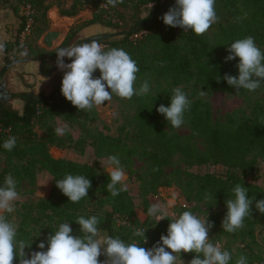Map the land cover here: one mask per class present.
I'll return each mask as SVG.
<instances>
[{
	"label": "trees",
	"instance_id": "1",
	"mask_svg": "<svg viewBox=\"0 0 264 264\" xmlns=\"http://www.w3.org/2000/svg\"><path fill=\"white\" fill-rule=\"evenodd\" d=\"M58 2L12 0L11 3V0H0L1 5L11 3V9L20 21L14 40L3 45L5 54H12L6 64L21 58L32 61L43 59V73L47 74L52 63L57 61L59 48L97 40L105 51L124 49L140 69L136 73L134 87L139 89L146 80L149 92L126 99L125 104L132 114L117 136L96 129L94 125L99 120L96 109L78 111L63 97L61 82L49 93L34 94L30 90L11 94V100L22 103L21 112L9 104H1L0 186L4 185L9 174L16 181L17 192L23 187L35 189L36 177L41 171L52 177L47 197L31 203H16L14 215L4 213L6 219L17 226V240H32L31 247L25 252L30 256L32 251H41L37 247L41 241L45 242L46 250L48 235L55 232L61 223H70L72 234L80 235L76 219L93 215L99 218L101 237L107 232L110 237L118 236L126 243L139 242L141 238L133 233L140 229L146 231L147 238V243L141 241L140 246L146 249L153 247L160 241L161 235L167 234L172 218L156 223L155 217L148 215L151 206L149 196H157L160 188L172 186L165 169L178 156L183 168L173 172L175 186L184 202L195 207L181 206L177 216L183 211L194 213L201 204L205 209V219L213 225L209 230V240L230 253L232 259L229 264H235L241 255L247 258L248 264L259 262L258 255L248 253L244 248L252 251L254 245L258 246L255 227L257 223L264 225V213L256 209L255 203L264 199V187L248 183L246 178L255 172L260 161H264V104L254 102L247 118L228 115L220 123L212 120L208 102L196 95L188 96L186 89L188 86L198 87L207 92L244 98L257 94L260 87L254 92L240 89L237 94V90L229 86L223 77L225 74L238 77L239 74L236 67L239 58L226 60L230 54L227 49L232 42L252 36L256 45L264 48V0H215L219 19L200 36L163 23L161 17L175 0H123L116 7H105L106 0H70L67 6ZM25 5L31 7L32 15L28 34L22 37L26 21L21 8ZM53 6L58 9L59 17H75L87 8L92 9V17L71 26L63 41L47 51L40 48L38 42L49 29L47 13ZM96 24L111 31L86 39L79 38L82 29ZM67 62L71 61L65 58ZM97 74L100 75L99 70L93 74L94 77ZM177 87L191 101L182 125L191 133L185 141L171 133L174 128L156 111L161 104L170 106L173 89ZM57 121L67 124L70 130L64 135H55ZM76 130L79 135L75 139L72 131ZM10 136L16 138V145L8 151L3 148V143ZM193 138L200 140L204 148L199 149L191 143ZM87 147L92 148L97 159L117 156L129 177L134 174L130 166L132 161H144L146 168L140 178L138 206L128 191H122L116 197L107 192L106 184L110 182V177L98 160L92 165L80 164L67 159H54L49 153L51 148H56L83 155ZM206 165L222 166L226 173L222 176L190 171L193 167ZM67 174L90 179L88 197L71 203L56 187V181ZM237 184L244 185L248 197L253 199L251 215L245 218L242 229L228 233L223 231L221 223L227 212L225 202L234 199L232 189ZM119 187L121 185L118 184ZM137 212L145 215L144 222L137 218ZM220 242H224L223 245ZM195 255L182 252L180 258L191 261ZM105 259L103 255L99 257L101 262ZM14 264H19L18 257Z\"/></svg>",
	"mask_w": 264,
	"mask_h": 264
},
{
	"label": "clouds",
	"instance_id": "2",
	"mask_svg": "<svg viewBox=\"0 0 264 264\" xmlns=\"http://www.w3.org/2000/svg\"><path fill=\"white\" fill-rule=\"evenodd\" d=\"M123 0H106L105 7H116ZM163 23L173 28H181L183 32L191 31L195 35H203L212 24L218 21L215 11V0H175V3L161 17ZM3 44H0V50ZM230 53L227 61L239 58L238 77L227 75L223 77L229 86L254 92L261 82H264V51L255 43L252 36L238 39L227 49ZM57 67L63 72L61 93L78 111H91L99 108L113 95L121 99H131L134 95L143 96L149 92V84L145 80L139 89L134 87L136 73L140 71L135 60L122 48L104 50L97 40L84 42L67 48L61 47L56 52ZM65 58L71 62L65 63ZM99 70V77L94 73ZM221 77L217 79L219 82ZM203 94V93H201ZM191 101L185 92L177 87L173 89L170 106L161 104L156 111L162 114L173 128H180L184 123V113L190 109ZM67 124L54 129L55 135H64L69 131ZM16 145V138L10 136L3 148L11 151ZM111 170L108 175L110 182L106 190L112 197L122 191H127L126 173L120 166V160L113 155L108 157ZM121 187L117 188V185ZM56 187L68 197L71 203H78L88 197L91 181L83 175L67 174L56 181ZM234 199L226 200L227 212L222 220L223 231L235 233L244 227V220L251 215L253 199L247 195V188L237 184L233 189ZM19 194L16 181L7 175L4 185L0 186V264H14L19 258V264H176L181 261V253H195L189 264H229L232 259L227 250H222L218 244L209 240V230L213 226L207 218L201 220L191 211H183L169 220L167 206L153 203L148 209V215L154 216L156 223L168 219L167 234L161 235L160 241L151 248L140 246L147 243L146 231L136 229L134 236L140 237L139 242L126 243L120 237H110L107 232L100 236L99 218L95 215L85 218L79 216L76 223L80 226V235H73L70 223H61L55 232L41 241L37 247L41 251L25 252L30 248L32 240H17V226L9 222L4 213L14 211V202ZM256 209L264 213V199L255 203ZM170 250V251H169ZM105 256L101 262L99 257ZM202 257V258H201ZM235 264H248L243 255L235 260Z\"/></svg>",
	"mask_w": 264,
	"mask_h": 264
},
{
	"label": "rangeland",
	"instance_id": "3",
	"mask_svg": "<svg viewBox=\"0 0 264 264\" xmlns=\"http://www.w3.org/2000/svg\"><path fill=\"white\" fill-rule=\"evenodd\" d=\"M49 1V0H48ZM51 0L50 2H52ZM60 5L63 3L64 5H68L70 3L69 0H59L58 2ZM111 31V30H109ZM45 35V34H44ZM43 35V36H44ZM42 36V37H43ZM41 37V38H42ZM41 38L38 43H40ZM64 37H60L57 42L54 44L55 47H57ZM3 45L6 44V42L2 43ZM262 51H264V48H261ZM3 54H5L4 46L3 49L0 50ZM6 55V54H5ZM9 56L8 60L12 58V54H7ZM22 59V58H21ZM51 62L48 63L50 65ZM1 68V67H0ZM57 64L53 67L52 75L49 79H45L42 76L41 83H34L30 89L34 94H39L41 92L43 93H49L52 91L56 86L61 82L63 78V72L60 71V73L56 74L55 71L57 70ZM4 75L3 79L5 80ZM96 77H99V74L96 75ZM6 81V80H5ZM23 86L26 87V84ZM33 88V89H32ZM187 94L189 95H196L198 98H201L203 100H206L210 106L211 110V116L212 120L216 122L223 123L224 120L228 115H233L236 118H247L250 116L251 113V107L254 102H258L261 104H264V82L260 85V90L255 95H248L246 98L240 97V96H233V95H227L222 92H207L200 90V88H193L191 86H188ZM203 93V94H201ZM126 99H121L119 97H116L113 95V98L111 101L105 102V104L99 108H95L98 114V122L94 125L96 129L103 132L104 134H108L111 136H117L119 132L121 131L122 126L127 124V122L130 120L131 116V110L128 106L125 104ZM10 103V104H9ZM12 106V108L16 107V103L9 101L8 103ZM22 106V104H20ZM19 105V106H20ZM15 106V107H14ZM17 108V107H16ZM18 110V109H17ZM20 111V110H18ZM58 126H62L63 124L60 121H57ZM172 134L180 137L183 141L190 138L191 133L189 129L186 126H181L180 128H174L171 131ZM73 137L76 139L79 135V131H72ZM191 143H194L195 146L199 149H203L204 145L202 142L198 139H192L190 140ZM50 155L54 159H67L71 160L80 164H88L92 165L95 163L96 160L100 163V166L105 169L107 173L111 170V166L109 164V161L107 158H99L97 159L94 155V152L92 148L87 147L83 153V155H79L75 153L72 150H59L56 148H51L49 151ZM131 169L134 171V174L132 176L126 175V180L123 182L127 185V191L130 194V196L133 198V202L135 205L138 206L140 203L139 198V190H140V178L142 175H144L146 164L142 160L134 159L131 163ZM183 166L180 164L179 157L176 156L173 159L172 165L165 169L166 176L170 177V180L172 181V186L166 187L174 194V203L167 204L166 201L158 194L157 196H149L151 198H155V202L167 206V210L169 213V217L173 218V216H177L178 208L181 206H186L187 208L194 209V204H186L183 200V198L179 195V190L175 186V177L173 176V172L177 169H182ZM193 173L198 174H205V173H214L217 175H225L226 169L222 166H201V167H193L191 170ZM246 181L248 183L256 184L257 186L264 187V161H260L257 165V168L255 172L248 176L246 178ZM52 187V177L45 171H41L37 174L36 177V187L35 189H30L27 187H23L18 191L19 197L14 202V211L12 214H15V204H25V203H31L35 202L39 198H45L48 196L50 189ZM204 207L200 204L197 209L194 210V213L198 218L201 220L205 219ZM255 236L257 240L258 246H253L252 251L244 248L243 246H240L241 248H244V250L248 253L256 254L261 259L259 262H252L250 264H264V225L261 223H257L255 227ZM224 242H220V244L223 245ZM221 247V245H220ZM232 250H235V248H232ZM170 251V250H169ZM182 260V259H181ZM184 264H189V261L182 260ZM181 263L179 256L177 258V261Z\"/></svg>",
	"mask_w": 264,
	"mask_h": 264
},
{
	"label": "crops",
	"instance_id": "4",
	"mask_svg": "<svg viewBox=\"0 0 264 264\" xmlns=\"http://www.w3.org/2000/svg\"><path fill=\"white\" fill-rule=\"evenodd\" d=\"M50 1L51 0H49L48 2ZM11 3H12V0H11ZM11 3L6 4V5L0 4V44L4 42L9 43L12 40H14L16 31L18 29V25L20 24V21L17 15H15L11 9ZM47 17L50 23L48 31L50 30L60 31L62 33L61 37H65L71 26H74L76 24H79L80 22L91 19L92 9L87 8L84 11L78 13L75 17L68 18V17H59L58 9L56 8V6H53L47 13ZM107 32H110V31L104 26H101L98 24L91 25L80 31L79 38L86 39V38H89V37H92V36H95L101 33H107ZM38 45L40 48H43V46H41L40 43H38ZM8 58L9 56H7V54L5 55L2 52H0V67L6 64V61L8 60ZM60 71L61 70L57 68L55 73L58 74L60 73ZM5 74H6L5 76L6 89L8 90L10 94L23 92V91H30L31 90L30 87L35 82L38 84V83H41L40 81L42 80V77L39 74V63L38 62H29V63H23V64L16 65L10 70H8ZM45 79H49V78H45ZM24 84H26V87L23 86ZM10 102L11 104L13 102L16 103L15 105L17 108L14 106L15 110L17 109L20 110V111L17 110L18 112L22 111V106L20 105L22 103L19 100L13 99V100H10ZM149 201L151 205L153 203H157L155 202V198L149 197ZM137 218L141 222H144L145 215L142 212H137Z\"/></svg>",
	"mask_w": 264,
	"mask_h": 264
},
{
	"label": "water",
	"instance_id": "5",
	"mask_svg": "<svg viewBox=\"0 0 264 264\" xmlns=\"http://www.w3.org/2000/svg\"><path fill=\"white\" fill-rule=\"evenodd\" d=\"M62 36V33L57 30H50L45 33V35L41 38L40 44L47 51H51L55 48L54 44L57 42L59 37ZM29 62H38L39 63V74L43 78H50L53 72V67L57 64L53 62L49 72L47 74L43 73V69L45 66V61L43 59H39V61H32L31 59H18L11 61L0 68V113H1V104L8 103L11 100V94L6 89L5 80L3 79L4 74L13 68L16 65L29 63ZM70 63V62H67ZM158 194L166 201L167 204L174 203V194L168 188L163 187L158 190Z\"/></svg>",
	"mask_w": 264,
	"mask_h": 264
},
{
	"label": "built area",
	"instance_id": "6",
	"mask_svg": "<svg viewBox=\"0 0 264 264\" xmlns=\"http://www.w3.org/2000/svg\"><path fill=\"white\" fill-rule=\"evenodd\" d=\"M21 14L24 16V19L26 21V28H25L24 32L22 33V37H23L24 35L28 34V28L31 24V15H32L31 7L29 5L23 6L21 8Z\"/></svg>",
	"mask_w": 264,
	"mask_h": 264
}]
</instances>
